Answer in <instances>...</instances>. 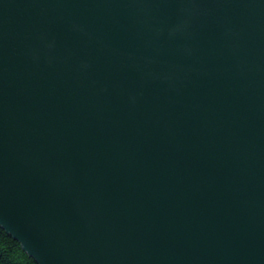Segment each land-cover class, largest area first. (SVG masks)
<instances>
[{"label":"water","instance_id":"water-1","mask_svg":"<svg viewBox=\"0 0 264 264\" xmlns=\"http://www.w3.org/2000/svg\"><path fill=\"white\" fill-rule=\"evenodd\" d=\"M0 226L38 264H264V0H0Z\"/></svg>","mask_w":264,"mask_h":264},{"label":"trees","instance_id":"trees-1","mask_svg":"<svg viewBox=\"0 0 264 264\" xmlns=\"http://www.w3.org/2000/svg\"><path fill=\"white\" fill-rule=\"evenodd\" d=\"M0 264H38L14 239L0 226Z\"/></svg>","mask_w":264,"mask_h":264}]
</instances>
